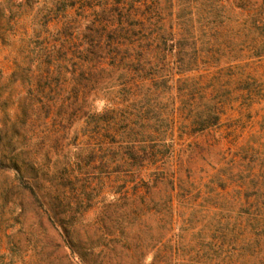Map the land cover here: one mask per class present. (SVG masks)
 Returning a JSON list of instances; mask_svg holds the SVG:
<instances>
[{"label": "rangeland", "instance_id": "1", "mask_svg": "<svg viewBox=\"0 0 264 264\" xmlns=\"http://www.w3.org/2000/svg\"><path fill=\"white\" fill-rule=\"evenodd\" d=\"M8 5L0 0V264H264L260 229L246 241L237 205L247 175L246 161H239L243 149L263 143L264 0H194L220 126L190 134L177 119L165 161L174 187L160 185L156 211L138 222L129 206L104 213L101 202L112 196L100 192L90 194L93 207L83 211L84 187L96 174L84 169L81 152L88 131L81 86L88 76L68 65L60 70L65 77L37 83L30 63L37 50L28 40L33 11L13 8L10 19ZM115 78L102 81L98 110L112 99ZM165 105L156 110L169 111ZM60 226L73 227V249Z\"/></svg>", "mask_w": 264, "mask_h": 264}, {"label": "trees", "instance_id": "2", "mask_svg": "<svg viewBox=\"0 0 264 264\" xmlns=\"http://www.w3.org/2000/svg\"><path fill=\"white\" fill-rule=\"evenodd\" d=\"M1 2L9 3L5 11L10 19L13 8L33 11L34 28L28 40L37 50L36 59L30 61L36 64L37 83L44 81L49 86L54 76L57 80L65 77L60 70L68 65L88 76L81 86L88 128L81 152L84 169L96 174L84 187L88 197L83 211L93 207L90 194L94 192L97 197L98 192L112 196L101 202L104 213L129 206L138 222L156 211L160 202L154 196L160 185L174 187L165 161L173 150L170 134L177 119L190 134L217 128L221 121L222 108L209 80L212 66L209 60L203 62L198 46L194 0ZM55 24L59 26L52 34L49 27ZM114 76L113 97L98 110L94 99L105 91L102 81ZM159 103L169 104L170 110L157 111ZM261 136L263 143L247 146L239 159L246 161L247 175L237 188V205L249 230L246 241H253V231L260 229V254L264 256V130ZM115 180L121 183L117 190L103 193L102 187ZM171 202L168 195L165 206L171 207ZM60 227L73 249V227Z\"/></svg>", "mask_w": 264, "mask_h": 264}]
</instances>
